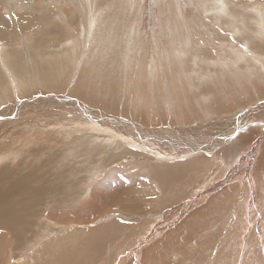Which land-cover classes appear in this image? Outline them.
<instances>
[{"label": "rangeland", "instance_id": "1", "mask_svg": "<svg viewBox=\"0 0 264 264\" xmlns=\"http://www.w3.org/2000/svg\"><path fill=\"white\" fill-rule=\"evenodd\" d=\"M212 1L0 0V167L51 194V234L0 230V264L82 243L90 264H264V70L217 65L236 47L264 66V0Z\"/></svg>", "mask_w": 264, "mask_h": 264}, {"label": "bare ground", "instance_id": "2", "mask_svg": "<svg viewBox=\"0 0 264 264\" xmlns=\"http://www.w3.org/2000/svg\"><path fill=\"white\" fill-rule=\"evenodd\" d=\"M213 3L211 4V5H214L215 3L221 8V10L219 9V11H220V13H223V14H227L226 13V9L224 10L223 9V6L224 5H226V0H213L212 1ZM262 9H263V7H262ZM262 12V11H261ZM259 13V12H258ZM264 13V12H263ZM262 13V14H263ZM258 15V14H257ZM261 16V15H260ZM263 16V15H262ZM18 19V18H17ZM262 19H264V17L262 18ZM263 21V20H262ZM259 22V21H258ZM259 24V23H258ZM260 25V24H259ZM263 25H264V22H263ZM261 27V26H260ZM254 28V27H253ZM264 29V28H263ZM241 32V31H240ZM239 32V33H240ZM253 32V31H252ZM238 33V34H239ZM241 34V33H240ZM249 34V33H248ZM48 35V34H47ZM246 35V34H245ZM216 36H218V35H216ZM219 37V36H218ZM217 37V38H218ZM220 39H223L224 41H225V39H224V37L223 38H220ZM244 39V38H243ZM251 40V39H250ZM223 41V42H224ZM79 42V41H78ZM87 42V41H86ZM222 41H219V44H221L220 45V47L221 48H225V42L223 43ZM249 42V41H248ZM253 42V41H252ZM73 43V42H72ZM89 43V42H88ZM254 43H256V42H254ZM23 44V43H22ZM71 46V45H70ZM235 46H233V48H234ZM251 47H253L252 46V44H251ZM251 47H249V48H251ZM68 48V47H67ZM70 48V47H69ZM85 49V48H84ZM235 51H233L232 52V59H233V62H227L226 64H224L223 62H220L219 64H217V65H220V66H222V67H225V68H228V69H233V68H231L232 67V65L233 64H235V63H239V62H243V61H246V62H250L252 65V71H256L255 69H254V67H257V68H261V69H263L264 70V66L262 65V64H260V60H259V58H260V56H255V57H253V56H251V55H248V54H244V53H241V52H239V50L235 47ZM252 49V48H251ZM77 50V49H76ZM130 50L128 49V51L127 52H129ZM253 51V50H252ZM254 51H255V49H254ZM49 52V51H48ZM204 52V51H203ZM227 52V51H226ZM259 52H260V49H259ZM27 53V52H26ZM197 53V52H196ZM200 53V52H199ZM207 53V52H206ZM52 54V53H51ZM175 54L178 56V58H180V55L182 56V53L181 52H175ZM198 54V53H197ZM196 54V55H197ZM54 55V54H53ZM202 55H204V54H202ZM27 56V55H26ZM76 56V55H75ZM129 56V55H128ZM67 57V56H66ZM123 57V56H122ZM130 57H132V53L130 52ZM162 57V56H161ZM170 57V56H169ZM157 58V57H156ZM172 58H174V57H172ZM171 58V59H172ZM196 58H198V64H194L197 68V71H199L200 69V67H201V60H203V59H201V55L200 56H198V57H196ZM231 58V57H230ZM229 58V59H230ZM253 58V59H252ZM122 59V58H121ZM129 59V58H128ZM163 59V58H162ZM161 59V60H162ZM168 57H165V59H164V64H163V66H162V68H164V66H165V70L167 71V67H166V64L168 63ZM195 59V58H194ZM193 59V60H194ZM65 60V59H64ZM182 60V59H181ZM227 60V59H226ZM264 60V59H263ZM61 61V60H60ZM129 61H131V58L129 59ZM159 61H160V59H159ZM172 61V60H171ZM232 61V60H231ZM48 62H49V60H48ZM59 62V61H58ZM53 63H56L57 64V62H53ZM66 63V62H65ZM96 63V62H95ZM191 63V62H190ZM7 64H8V62H7ZM244 64V63H243ZM249 64V63H248ZM132 65V64H131ZM178 65H180L179 64V62H178ZM194 65H193V67H194ZM238 65H241L242 66V63L241 64H238ZM53 66V65H52ZM134 66V65H133ZM154 66V65H153ZM174 65H172V67H173ZM240 66V68H242ZM245 66H247V64L245 65H243V67L245 68ZM131 67V66H130ZM192 67V68H193ZM248 67V66H247ZM127 68H129V67H127ZM126 68V69H127ZM154 68H158V66H157V63H156V65H155V67ZM235 68H236V66H235ZM59 69V68H58ZM125 69V68H124ZM125 69V70H126ZM247 69H249V67L247 68ZM10 70V69H9ZM159 70V69H158ZM170 70V69H169ZM181 70H182V67H181ZM193 70V69H192ZM219 70V69H218ZM163 71V70H162ZM221 71H222V69H221ZM238 71V70H237ZM242 71V70H241ZM244 71H245V69H244ZM249 71V70H248ZM251 71V72H252ZM127 72V71H126ZM125 72V73H126ZM164 72V71H163ZM180 72V71H179ZM264 72V71H263ZM181 73V72H180ZM179 73V74H180ZM185 73H187L186 71H185ZM234 73V72H233ZM248 73V72H247ZM247 73H245L246 75H248ZM20 74H22V73H20ZM88 74V73H87ZM129 74V73H128ZM147 74V71H145V75ZM173 74V73H172ZM226 74V73H225ZM127 75V74H126ZM190 75V74H189ZM237 75V74H236ZM185 77H190V76H188L187 74H185L184 75ZM225 76V75H224ZM243 76V75H242ZM241 76V77H242ZM21 77H22V75H21ZM229 77V76H228ZM248 77H249V75H248ZM250 77H252V75L250 76ZM165 79H166V83H170L169 82V78L167 77H164ZM192 77H190V79H191ZM209 78H211V77H209ZM226 78V77H225ZM254 78H255V76H254ZM32 79V78H31ZM34 79V78H33ZM32 79V81L34 82V80ZM148 79V78H147ZM163 79V78H162ZM177 79V78H176ZM197 79H199V78H194L193 80H197ZM217 79V78H216ZM146 80V79H145ZM227 80V79H226ZM234 80V79H233ZM256 81V80H255ZM36 82V81H35ZM144 82V81H143ZM147 82V81H146ZM38 83V82H37ZM172 83V82H171ZM170 83V84H171ZM197 83H198V81H197ZM230 83L232 84V86H234V84L232 83V80L230 81ZM187 84V83H186ZM199 84V83H198ZM245 84V83H244ZM17 85V84H16ZM175 85V84H174ZM189 85V84H188ZM263 85V84H262ZM19 86V85H18ZM35 86V85H34ZM74 87V86H73ZM185 87H186V85H185ZM198 87H200V84L198 85ZM247 87V86H246ZM80 90H78V91H76V89H74V92H75V95L77 94V95H79L80 97H87L88 99H90V100H93V102L94 101H103L104 99L102 98V99H100V98H96V95L98 94V92H97V94H95V95H93V93H92V88L90 87V86H87V84H84V85H80V87H78ZM145 88V87H144ZM187 88H189V87H187ZM200 88H202V87H200ZM243 88V87H242ZM38 89V88H37ZM134 89V88H133ZM175 89V88H174ZM183 89H185V88H183ZM182 89V90H183ZM235 89H237V88H235ZM239 89V88H238ZM246 89V88H245ZM249 89H251V88H249ZM172 90V89H171ZM252 90V89H251ZM251 90H249L248 92H251ZM232 91L233 92H235L233 89H232ZM240 91V90H239ZM239 91H237L236 93L237 94H239L240 92ZM24 92V91H23ZM175 92V91H174ZM247 92V93H248ZM258 92L260 93V91L258 90ZM139 93V92H138ZM181 93V92H180ZM243 95L244 94H246V93H242ZM254 94V93H253ZM252 94V95H253ZM136 95V94H135ZM134 95V96H135ZM141 95V94H140ZM140 95H139V97H137V98H140ZM240 95V94H239ZM250 95H251V93H250ZM27 96V95H26ZM142 96V95H141ZM148 96V95H147ZM171 99H172V95L171 94H169L168 95ZM242 96V95H241ZM247 96V95H246ZM124 97V96H123ZM256 98V97H255ZM136 99V98H135ZM134 99V100H135ZM141 99H142V97H141ZM137 100V99H136ZM141 101V100H140ZM172 101H173V99H172ZM136 102H138V100L137 101H135V104H136ZM248 103V102H247ZM133 104V103H132ZM134 104V105H135ZM142 104H143V102H142ZM211 104V103H210ZM137 105H139V104H137ZM164 105V104H163ZM140 106V105H139ZM143 106V105H142ZM131 107V106H130ZM136 107V106H135ZM165 107V106H164ZM158 108V107H157ZM170 108H171V104H170ZM132 109V108H131ZM126 110V109H125ZM157 110V109H156ZM182 110V109H181ZM130 111V110H129ZM148 111V110H147ZM126 112V111H125ZM134 115H136L135 114V112L134 111H131ZM173 112V111H172ZM179 112V111H178ZM181 112H183V110L181 111ZM127 113V115L128 114H130V112H126ZM144 113H146V112H144ZM160 114V113H159ZM184 114H186V113H184ZM183 114V115H184ZM188 114V113H187ZM176 115V114H175ZM137 116V115H136ZM157 116V115H156ZM179 116V115H178ZM195 116V115H194ZM167 117H168V115H167ZM187 117V116H186ZM171 118V117H170ZM170 118H168L169 120H170ZM173 118V117H172ZM171 118V119H172ZM181 118H183V117H181ZM189 118V117H188ZM174 119V118H173ZM180 120V119H179ZM194 120V119H193ZM109 121V120H108ZM178 121V120H177ZM184 121V120H183ZM165 122V121H164ZM172 122V121H171ZM175 122V121H174ZM179 122V121H178ZM177 122V123H178ZM204 122V121H203ZM148 123V122H147ZM181 123V122H180ZM183 123V122H182ZM217 123V122H216ZM35 124H38V122H36ZM185 124H187V123H185ZM212 124V123H211ZM36 126H38V125H34L33 127H36ZM213 126H215V125H213ZM132 128V127H131ZM202 128V127H201ZM200 128V129H201ZM205 128V127H204ZM133 129V128H132ZM208 129V128H207ZM213 129V128H212ZM128 130V129H127ZM129 130H131L130 128H129ZM151 130V129H150ZM206 130V129H205ZM6 131V130H5ZM16 131V130H15ZM191 131V130H190ZM189 131V132H190ZM191 133H194V132H191ZM178 134V133H177ZM26 135V134H25ZM165 135H166V133H165ZM7 136V135H6ZM10 136V135H9ZM194 136V135H193ZM1 137V136H0ZM176 137V136H175ZM180 137V136H179ZM171 138V137H170ZM172 139V138H171ZM1 140V139H0ZM184 140V139H183ZM175 141V140H174ZM1 146V145H0ZM3 146L4 145H2V147L1 148H3ZM6 146H8V145H5V147ZM4 147V148H5ZM53 147V146H52ZM187 147V146H186ZM200 147V146H199ZM6 149V148H5ZM4 149V150H5ZM41 149V148H40ZM202 149V148H201ZM42 150V149H41ZM0 151H1V149H0ZM8 151V150H7ZM38 151V150H37ZM43 151V150H42ZM5 152V151H4ZM25 152V151H24ZM35 152V151H34ZM44 152V151H43ZM41 154V153H40ZM44 154V153H43ZM38 155V154H37ZM36 155V156H37ZM183 155V154H182ZM34 157H35V155H33ZM58 160V159H57ZM43 162V161H42ZM194 163V162H193ZM20 164V163H19ZM29 165H32V164H34L32 161H30L29 163H28ZM4 165V164H3ZM17 163H15V162H11L9 165H5V166H2V167H0V194L2 195V197H3V205H2V207L0 208V230H2V229H5V230H7V231H10L11 233H13L16 237H18V239H20V240H25V239H27V238H29V237H31V235H32V233H34L35 235L37 234V236H45L46 237V235L48 236V235H50L51 234V231L50 232H48L47 230H46V227H47V225L46 224H41V223H39L38 224V227L36 226V224H37V218H39V217H41V216H43V210H41V207L44 205V202H45V200H46V198L48 197V196H50L51 194L49 193V186H47V184H43V183H40V180H41V178H40V180L39 179H37L35 176H33V174H35V172L33 173V174H31V175H27V176H21V175H19V174H17L15 171H17ZM42 165V164H41ZM19 166V165H18ZM46 166H48L49 167V169H50V171L53 169L52 168V164H47ZM38 167V166H37ZM21 170V169H20ZM31 170V169H30ZM167 170V169H166ZM166 170L164 171V173L166 174L167 172H166ZM34 171V170H33ZM44 171H46L47 172V169L44 167V170H42V174H43V172ZM25 172V171H24ZM37 172V171H36ZM40 173V172H39ZM158 173L159 174H163V172H162V170H160V169H158ZM30 174V173H29ZM167 175H170L171 177H172V175H171V173L170 172H168L167 173ZM40 176H41V174H40ZM37 177H38V174H37ZM44 177V176H43ZM61 178H62V176H60ZM55 178V177H54ZM56 178H58V177H56ZM168 179H170V178H168ZM49 180V179H48ZM44 181V180H43ZM46 181V180H45ZM50 181V180H49ZM42 184V185H41ZM51 187V186H50ZM58 188H59V186H58ZM57 188V189H58ZM74 188H75V186H74ZM52 189V188H51ZM52 191H55L54 189H52ZM57 191V190H56ZM51 192V191H50ZM58 192H60L59 191V189H58V191L56 192V193H58ZM52 193V192H51ZM56 193H54L53 192V194H56ZM68 193H71V192H67V194ZM73 193V192H72ZM49 194V195H48ZM53 194H52V196H53ZM74 194H76V193H74ZM49 198V197H48ZM51 198H57V201H63V198H62V196L60 195V196H58V197H51ZM51 200V199H50ZM47 201V200H46ZM190 202V201H189ZM195 202V201H194ZM58 203H60V202H58ZM55 205H56V203H55ZM44 207V206H43ZM59 208V207H58ZM52 209V208H51ZM61 208H59V210H60ZM62 210V209H61ZM46 216V215H45ZM40 221V220H39ZM112 227L113 228H109V227H107L106 228V232H103L102 234H101V237L103 238V236H105V234L107 235H112V237H113V235L117 232V231H120L121 229H120V227L119 228H117L118 230L116 231L115 230V227H116V224H114L113 223V225H112ZM40 229V230H39ZM67 237H69V235L67 236ZM120 237V236H119ZM54 238V237H53ZM114 238V237H113ZM63 239V238H62ZM59 241V240H58ZM55 242H56V240H55ZM30 243H32V242H30ZM34 244H35V242H34ZM36 245H38V244H35V246ZM34 246V247H35ZM82 248L80 249V252L79 253H77V252H73V253H70V250H69V252H65L64 254H62L63 256L62 257H59V258H57V256H56V258L54 257V259L52 260H48L46 257H47V254H43L42 256H41V258L39 259V261L40 260H42V259H44V260H46L47 261V263L46 264H90V262H95V255L98 253V252H100V249L98 248V247H96V246H94V247H89L87 244H85V243H82ZM38 249V248H37ZM34 250V249H33ZM29 251V250H28ZM38 252V251H37ZM36 252V253H37ZM72 252V251H71ZM27 253V252H26ZM35 253V252H34ZM40 253H42V252H40ZM22 255H25V254H22ZM30 255H32V254H28V258H27V262H28V264H29V262L31 263V262H33L34 264H37V262L34 260L35 259V257L34 258H31L30 257ZM35 256V255H34ZM37 256H40L39 254H37ZM44 256V257H43ZM97 256V255H96ZM33 257V256H32ZM102 257V256H101ZM100 257V258H101ZM105 257H103V259H104ZM11 260V259H10ZM30 260V261H29ZM96 263V262H95ZM5 264V263H4ZM39 264V263H38ZM40 264H44V263H40ZM98 264V263H97Z\"/></svg>", "mask_w": 264, "mask_h": 264}, {"label": "crops", "instance_id": "3", "mask_svg": "<svg viewBox=\"0 0 264 264\" xmlns=\"http://www.w3.org/2000/svg\"><path fill=\"white\" fill-rule=\"evenodd\" d=\"M235 16H237V14H235ZM230 25V24H229Z\"/></svg>", "mask_w": 264, "mask_h": 264}]
</instances>
